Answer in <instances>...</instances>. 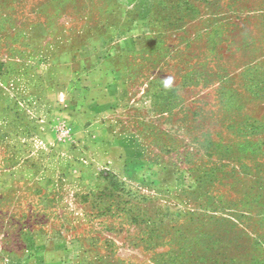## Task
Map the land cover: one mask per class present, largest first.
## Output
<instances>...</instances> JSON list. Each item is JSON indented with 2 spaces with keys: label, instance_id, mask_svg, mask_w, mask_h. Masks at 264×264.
I'll use <instances>...</instances> for the list:
<instances>
[{
  "label": "rangeland",
  "instance_id": "obj_1",
  "mask_svg": "<svg viewBox=\"0 0 264 264\" xmlns=\"http://www.w3.org/2000/svg\"><path fill=\"white\" fill-rule=\"evenodd\" d=\"M0 264H264V0H0Z\"/></svg>",
  "mask_w": 264,
  "mask_h": 264
},
{
  "label": "crops",
  "instance_id": "obj_2",
  "mask_svg": "<svg viewBox=\"0 0 264 264\" xmlns=\"http://www.w3.org/2000/svg\"><path fill=\"white\" fill-rule=\"evenodd\" d=\"M128 13H130V14L128 15L124 12L122 15H119V16L115 15V17H112V16L108 17L107 16L105 25H106V28L108 30V33L112 36H115L116 42H114V44L121 41V40L126 39L128 42V45H129L128 49H130V51H134L137 48V41L136 40H138V36H135V38H132V39H128L127 35L133 34V32H134V34L138 33L137 32L138 29L136 28V23H137L136 20L139 18L138 17L137 18H131L130 17L131 14H137V11H135V10H129ZM116 17H119V18L116 19ZM125 27L130 28L131 33L125 32L123 35H120V30H122V28L124 29ZM92 72H93V74H95L94 71H92ZM103 73H104L103 71H100L98 73L100 76L99 79H101V80L103 79V75H104ZM96 86H98V89L100 91L103 88L104 89L106 88V87H103L99 83Z\"/></svg>",
  "mask_w": 264,
  "mask_h": 264
},
{
  "label": "clouds",
  "instance_id": "obj_3",
  "mask_svg": "<svg viewBox=\"0 0 264 264\" xmlns=\"http://www.w3.org/2000/svg\"><path fill=\"white\" fill-rule=\"evenodd\" d=\"M164 83H165V87H167V86L171 85L172 81L170 79H168V80H165Z\"/></svg>",
  "mask_w": 264,
  "mask_h": 264
}]
</instances>
